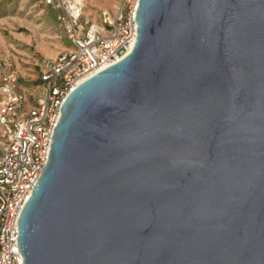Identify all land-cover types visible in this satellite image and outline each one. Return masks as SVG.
<instances>
[{
  "label": "water",
  "instance_id": "water-1",
  "mask_svg": "<svg viewBox=\"0 0 264 264\" xmlns=\"http://www.w3.org/2000/svg\"><path fill=\"white\" fill-rule=\"evenodd\" d=\"M139 1L64 101L24 262L264 264V0Z\"/></svg>",
  "mask_w": 264,
  "mask_h": 264
},
{
  "label": "built area",
  "instance_id": "built-area-1",
  "mask_svg": "<svg viewBox=\"0 0 264 264\" xmlns=\"http://www.w3.org/2000/svg\"><path fill=\"white\" fill-rule=\"evenodd\" d=\"M73 44L45 63L40 94L28 92L17 72L0 81V264H25L18 246L19 217L49 160L53 134L69 93L124 57L136 43L139 0H122L102 22L83 20L85 0H43Z\"/></svg>",
  "mask_w": 264,
  "mask_h": 264
},
{
  "label": "rangeland",
  "instance_id": "rangeland-1",
  "mask_svg": "<svg viewBox=\"0 0 264 264\" xmlns=\"http://www.w3.org/2000/svg\"><path fill=\"white\" fill-rule=\"evenodd\" d=\"M121 2L85 0L83 20L102 22L103 10L114 14ZM71 48L57 9L43 0H0V81L9 67L28 92L39 95L36 81L45 63Z\"/></svg>",
  "mask_w": 264,
  "mask_h": 264
},
{
  "label": "trees",
  "instance_id": "trees-1",
  "mask_svg": "<svg viewBox=\"0 0 264 264\" xmlns=\"http://www.w3.org/2000/svg\"><path fill=\"white\" fill-rule=\"evenodd\" d=\"M43 80L40 78L38 81H36L37 83H41Z\"/></svg>",
  "mask_w": 264,
  "mask_h": 264
}]
</instances>
